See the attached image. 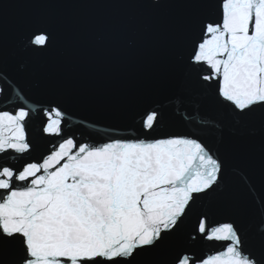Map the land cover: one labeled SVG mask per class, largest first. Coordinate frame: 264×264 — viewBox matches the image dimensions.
<instances>
[{"label":"snow or ice","instance_id":"obj_1","mask_svg":"<svg viewBox=\"0 0 264 264\" xmlns=\"http://www.w3.org/2000/svg\"><path fill=\"white\" fill-rule=\"evenodd\" d=\"M130 2L140 14L113 34L142 41L145 21L158 19L167 0ZM199 30L179 58L185 83L175 93L143 103L124 127L83 115L77 134L64 108L72 73L55 58L54 30L34 27L17 43L0 19V75L28 69L20 54L53 57L51 68L32 73L46 76L51 98L0 110V264H264V198L233 196L235 184L256 191L233 164L253 143L264 172V0H215V19H200ZM193 75L197 111L210 101L217 118L188 130L192 117L169 105L193 102ZM176 121L186 130L170 131ZM219 208L231 215L211 222Z\"/></svg>","mask_w":264,"mask_h":264},{"label":"water","instance_id":"obj_2","mask_svg":"<svg viewBox=\"0 0 264 264\" xmlns=\"http://www.w3.org/2000/svg\"><path fill=\"white\" fill-rule=\"evenodd\" d=\"M140 12L130 0H0V19L17 43L34 27L54 30L55 58L63 61L72 73L67 84L70 99L64 103V108L71 118L68 131L77 134L84 131L78 126L83 115L92 116L101 127H124L131 124L134 111L143 103L164 100L175 93L185 83L184 65L179 58L187 57L192 41L200 35L199 20L215 19V0H201L196 9L183 6L180 0H167L158 19L145 21L142 41L113 34L117 25L134 22ZM17 59L26 61L28 69L12 72L7 78L0 75V88L9 89L6 97L0 96V110L12 111L17 106L28 107L37 100L51 98L46 76L36 77L32 73L51 68L53 57L31 58L20 54ZM186 86L192 91L193 102L186 101L183 105L176 102L169 107L185 118L191 116L187 129L195 130L201 118L216 119V110L209 101L202 111H197L194 101L199 99L196 95L199 88L194 75ZM38 120L39 115L31 116L30 133L35 132ZM169 130L186 129L176 121L169 125ZM225 135H229L227 128ZM92 138L99 139L95 134ZM207 142L210 146L215 144L211 135ZM44 147L40 144L20 163L35 158ZM233 164L248 172L256 186V191L250 193L238 184L233 185L234 198L241 203H248L253 196L264 198V172L258 145L253 143L249 155L234 160ZM229 215L227 209L219 208L210 213V221L216 222ZM200 250L212 251L198 247Z\"/></svg>","mask_w":264,"mask_h":264}]
</instances>
